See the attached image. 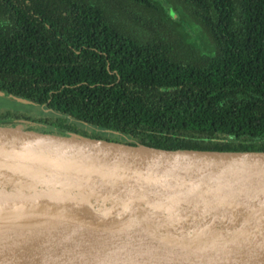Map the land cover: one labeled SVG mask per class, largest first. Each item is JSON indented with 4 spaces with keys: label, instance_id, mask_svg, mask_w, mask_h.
Returning a JSON list of instances; mask_svg holds the SVG:
<instances>
[{
    "label": "trees",
    "instance_id": "obj_1",
    "mask_svg": "<svg viewBox=\"0 0 264 264\" xmlns=\"http://www.w3.org/2000/svg\"><path fill=\"white\" fill-rule=\"evenodd\" d=\"M165 1L0 0V122L264 151V0Z\"/></svg>",
    "mask_w": 264,
    "mask_h": 264
},
{
    "label": "water",
    "instance_id": "obj_2",
    "mask_svg": "<svg viewBox=\"0 0 264 264\" xmlns=\"http://www.w3.org/2000/svg\"><path fill=\"white\" fill-rule=\"evenodd\" d=\"M0 264H264V151L0 122Z\"/></svg>",
    "mask_w": 264,
    "mask_h": 264
},
{
    "label": "rangeland",
    "instance_id": "obj_3",
    "mask_svg": "<svg viewBox=\"0 0 264 264\" xmlns=\"http://www.w3.org/2000/svg\"><path fill=\"white\" fill-rule=\"evenodd\" d=\"M24 108H27V109L31 110L32 113H36L37 112V108L36 107H33V108L24 107ZM11 123L20 124V125H27V126H31V127H36V124L30 123V122H25V121H11ZM104 133H108V132H104ZM106 138L107 139H111L109 137H106Z\"/></svg>",
    "mask_w": 264,
    "mask_h": 264
}]
</instances>
